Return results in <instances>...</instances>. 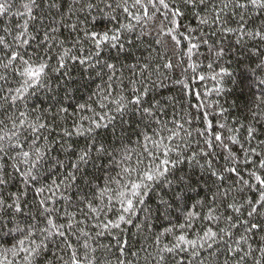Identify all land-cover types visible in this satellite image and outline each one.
<instances>
[{"label": "snow or ice", "instance_id": "1", "mask_svg": "<svg viewBox=\"0 0 264 264\" xmlns=\"http://www.w3.org/2000/svg\"><path fill=\"white\" fill-rule=\"evenodd\" d=\"M13 6V0H0V24L8 21L0 35V264H264V50L256 49L259 62L242 73L249 95L245 123L230 127L227 110L205 104L187 82L205 79L196 75L201 57L211 79L223 81L233 73L218 62L234 46L238 52L245 37L264 44V0H27L24 12L12 14L26 17L15 25ZM45 8L51 23L42 35L29 31L42 23ZM72 17L81 23L90 18L93 28L103 23V31L81 30ZM185 21L196 23L187 27ZM63 29L83 31L92 54L72 55L55 35ZM146 38L148 57L124 64L120 56L133 58ZM50 42L60 48L55 66ZM83 42L77 38L75 45ZM105 50L116 55L103 59ZM68 60L95 70L103 82L83 103L65 104L67 89L65 97L58 94ZM176 69L184 79L174 83L197 103L166 120L165 108L175 98L155 93ZM38 90L50 94L46 106L30 103ZM85 110L92 115L79 119L87 126L74 119ZM70 119L71 128L65 126ZM57 129L61 140L86 137L74 162L54 155ZM101 130L114 138L99 139L106 135ZM94 159L101 160L102 184L82 172ZM73 188L79 189L75 202ZM157 189L171 197L160 196L157 211L178 210L184 222L153 233L147 200ZM197 221L209 224L197 232ZM129 226L144 235L138 248ZM189 229L195 239L185 234ZM168 236L173 240L162 245Z\"/></svg>", "mask_w": 264, "mask_h": 264}, {"label": "trees", "instance_id": "2", "mask_svg": "<svg viewBox=\"0 0 264 264\" xmlns=\"http://www.w3.org/2000/svg\"><path fill=\"white\" fill-rule=\"evenodd\" d=\"M26 2L27 0H13L14 6L12 8V12L9 13V16L12 17L13 25H15L17 22L23 23V20L26 18L18 15L12 16V14L16 13L17 11L21 13L24 12L25 10L23 9L22 5L23 3ZM40 14L42 17H44L42 23L38 22L32 25L29 31L36 29L39 30L42 35L47 25L51 23V16H49L46 8ZM93 14L95 15V13ZM52 15H55L54 9L52 10ZM83 19L84 17L81 16V20ZM71 22L77 23L81 30L103 31L104 28L103 23H97L95 25V28H93V24L90 18H88L87 23H81L80 21H77L75 17H72ZM7 23L8 21L5 20L3 24H0V35H3L2 29L4 27V24ZM195 23H196L195 21H192L191 23L189 21H185V25L187 27L194 26ZM108 26L111 27V25ZM55 35L60 40L65 41L64 47L72 48V53H71L72 55L83 56L85 54H92L93 45L91 41L84 38L83 31L72 33L68 29H63L61 32H58ZM77 38L84 41L82 45H75V41ZM245 40H247V43L243 47H239L238 52L236 51V47L238 46H234L233 51L225 55L223 59L218 62L220 66L227 68L229 72L233 73L232 77L230 78L224 77L223 81H220L219 77L217 78V80H212L211 76L214 75V73L211 70L207 69L206 64L203 63V58L201 57L200 61H197L198 67L196 70V75L197 76L204 75L205 79L203 81H200L199 79H196L194 81L192 80L187 81L190 84L191 88L201 93L200 99L203 100L205 104L222 106L224 109L227 110L225 113V119L227 120L230 127L237 120L240 123L246 122L244 120V117L247 115L246 104L248 102L249 95H248L246 83H240L242 78V73L247 64L253 61L257 63L259 62L260 57L253 55L256 49L259 47L262 50H264V44H261L259 41H253L248 39L247 37H245ZM37 42H39V38ZM50 43H53V47L50 53L53 59H51L50 63L53 66H55L57 62L55 57L57 56L58 53H60V48L58 45H55L54 42H50ZM137 43H138L137 48H135L132 51L133 58L126 59L123 54L120 56V60L123 61L124 64L134 63L136 62V59H140L141 61H143L148 57L147 49H148V44L151 43V38H146L145 42L143 43L141 42H137ZM152 47L154 49L156 48L155 45H152ZM34 48H35V44H33L32 47H27L26 50L28 51L29 54H31L34 51ZM77 48H82L83 51L77 52ZM202 51L204 50L202 49ZM152 54L155 55V51H153ZM115 55H116L115 52L108 53L107 50H105L103 54V59H108L109 56L114 57ZM111 62H115V61H111ZM184 67H187V65H184ZM62 71H66L68 75L66 77L61 78L60 83L62 87L58 89V94L60 97H65V90L67 89V98H65L64 101L65 104H69V103L75 104L77 101L83 103L85 100L88 99V96L91 93L97 90L96 85L103 83L99 78H95V70L87 69L86 65L81 66L78 63H75L71 60L67 61V67ZM215 71L219 72L220 67H216ZM124 73L126 77L131 76V73L127 68H125ZM189 74H191V69H189ZM90 75L93 76L94 78L89 79ZM168 75L171 76V80H165L164 84L166 86L158 88L155 95L157 99H164L167 97L175 98L174 103H171L169 106L165 108V111L167 112V116H165L164 119L171 120L173 111L179 113L180 115H183L184 112L191 110L190 104L197 103V100L195 97L185 95L181 91L182 85L174 83V81L178 79H184V76L181 74L179 69H176L171 73H168ZM125 83H127V80L125 81ZM217 89H222V91L217 92L216 91ZM49 95L50 94L46 95L44 90H38L37 97L33 98V100L30 101V103H35L37 104L38 107L46 106L49 102ZM94 107H96L97 111H99L98 106L94 105ZM70 111H72V109H70ZM91 115L92 113L87 110L83 112L78 111L74 119H76L77 122H82L84 123L85 126H87L88 123L87 120L80 121L79 118L80 116L90 117ZM65 126L69 128L72 127L71 119L67 122ZM236 126L239 127V124H236ZM185 127H188V125H185ZM101 131L106 133V135L100 136L99 139L110 141L114 138L110 130H101ZM117 131H119V128L117 129ZM62 136H63L62 130L57 129L56 130L57 144L54 155H58L60 159L64 160L66 163L74 162L78 150L85 145L86 137L73 136V137H65L63 140H61ZM132 140L134 142L136 140V137L132 136ZM61 144H63V148H61L60 146ZM129 147H135V143L130 144ZM135 159L136 157L134 155L132 160L133 164H135ZM100 163L101 160L94 159L93 161H90L87 165H82V172L85 174V176H87V174H92L94 176L100 177L99 180L93 181V183L96 184H102L105 175L104 173L97 171V167L100 165ZM112 175H115V171L112 172ZM80 189H83L85 192H87V185L84 184L83 180L80 181ZM78 192L79 189L77 188H73L71 190L72 199L74 202L79 199ZM150 196L151 198H149L147 202L149 206L152 208L154 213L153 219L150 222L151 225H153L151 229L153 233L163 232V229L165 227H170L172 224L179 225L184 222L183 215L178 210H170L169 214H165L163 212V209L157 211L159 205V197L163 196L164 199L170 200L171 198L170 194H166L165 192L160 191V189H157L154 193L150 194ZM118 207L119 206L117 204V210ZM69 210L76 211L77 209L71 208ZM84 210L85 212H87L86 208ZM79 218L83 219V216L81 215ZM113 218H115L114 213H113ZM140 219H143L142 213L140 214ZM169 221H171V224L169 223ZM93 223L94 221H89L88 227H91ZM196 224H197L196 231L198 232L200 228H203L205 225L209 224V222L197 221ZM210 226L215 227V225H210ZM129 228H130V232L128 233V236L131 239L134 248H138L141 243L145 242L144 235L143 234L137 235L136 230L134 228H131V226H129ZM175 231L177 234H179L180 233L179 227H177ZM185 234L188 235L190 239H195V234L192 232V230L189 229ZM171 240H173L172 236H168L166 239L162 238V245L169 243V241ZM101 242L106 244L109 242V240L107 238H104ZM148 243H151V236H149L148 238ZM253 246L255 247V245ZM222 260H223V256L221 257V261ZM139 264H144L143 260H141Z\"/></svg>", "mask_w": 264, "mask_h": 264}]
</instances>
